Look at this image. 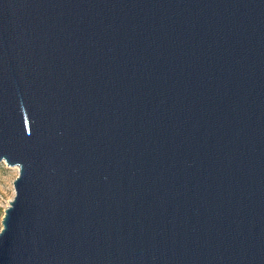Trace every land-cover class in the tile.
<instances>
[{
  "label": "water",
  "instance_id": "95a60500",
  "mask_svg": "<svg viewBox=\"0 0 264 264\" xmlns=\"http://www.w3.org/2000/svg\"><path fill=\"white\" fill-rule=\"evenodd\" d=\"M0 264H264V0H0Z\"/></svg>",
  "mask_w": 264,
  "mask_h": 264
},
{
  "label": "rangeland",
  "instance_id": "374dc122",
  "mask_svg": "<svg viewBox=\"0 0 264 264\" xmlns=\"http://www.w3.org/2000/svg\"><path fill=\"white\" fill-rule=\"evenodd\" d=\"M18 175L17 167L0 164V229L4 208L14 196L13 180Z\"/></svg>",
  "mask_w": 264,
  "mask_h": 264
},
{
  "label": "built area",
  "instance_id": "2783aa9c",
  "mask_svg": "<svg viewBox=\"0 0 264 264\" xmlns=\"http://www.w3.org/2000/svg\"><path fill=\"white\" fill-rule=\"evenodd\" d=\"M2 163H4V162H2ZM4 164H5V163H4ZM7 206H8V205H6L5 208H6ZM5 208H4V210H5Z\"/></svg>",
  "mask_w": 264,
  "mask_h": 264
}]
</instances>
